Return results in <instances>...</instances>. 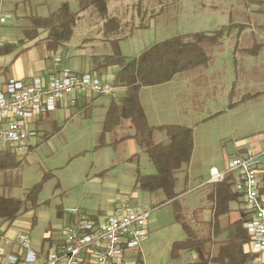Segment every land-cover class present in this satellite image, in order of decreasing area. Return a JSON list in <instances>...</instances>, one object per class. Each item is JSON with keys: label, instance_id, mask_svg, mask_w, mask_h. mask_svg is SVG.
Masks as SVG:
<instances>
[{"label": "rangeland", "instance_id": "374dc122", "mask_svg": "<svg viewBox=\"0 0 264 264\" xmlns=\"http://www.w3.org/2000/svg\"><path fill=\"white\" fill-rule=\"evenodd\" d=\"M212 1L106 0L107 18H114L119 22L120 30L115 34V38L129 36L132 33V40H126L123 44L124 49L135 42H141L140 44L143 45L161 42L176 36L217 30L214 28L220 30L221 22L217 17H215L217 21H208L210 15L215 13L213 12L215 8ZM223 2L222 4L219 1V15L227 10L229 12L228 16L235 24L264 26V17H258L252 12L255 8L263 10L264 4L252 3L250 0H225ZM225 2H229L230 5H224ZM104 23L105 20L99 18L96 12L89 8L88 11L80 15L78 26L76 25L74 35L69 42L72 44L81 41L82 35L90 31L95 33L99 28L104 30ZM139 26L144 27V29H140ZM240 30L242 29L239 26L232 27L228 30V32L231 31L230 35L226 36L225 34L218 43L202 45L211 64L213 62L219 64L220 79L225 80L229 76V69L232 78H235V75L237 78H241V76L244 78V61L248 56L241 49L249 48L254 51L253 44L259 42L256 33L258 28H248L242 34L239 32ZM238 34H241V36L238 37ZM186 41H193V39L188 38ZM140 44L138 46H142ZM235 49L238 50L235 51ZM136 50L133 49L128 53L137 52ZM234 60L237 61V64ZM257 64L261 67L260 70L256 71L257 84L261 81L260 85L263 87L264 49L258 56ZM205 71V67H199L178 74L174 78V85H176V81H187L185 87L175 88V91L181 90L180 98L183 100L185 97L183 95L190 96L188 97V100H190L188 105H191L189 111L194 117L192 118L193 121L198 120L196 118L206 117L213 110L222 107L221 99L218 100V96H216V100H213L210 93H201V91H204L201 84L205 80ZM225 73H227L226 77ZM251 87L254 88L252 90L259 88L258 85H244L242 87L243 92H250ZM172 93L173 91L166 92L163 95V100L170 102L173 96ZM237 100V97L234 96L231 98V103L237 105L239 104ZM248 107L246 106V109ZM85 114H90V117H84ZM91 115V109L77 113L76 110L71 108L55 113L56 122L40 130L37 138L38 145L25 160L24 158L27 155L17 157L7 152H0V161L3 165L2 174L0 175L1 181H4V178L9 174L7 172L10 171L11 163H15L14 166L16 167L22 162L20 169H14L13 171L15 173L19 172L21 175V185L8 191L6 195L22 199L29 189L40 183L44 176H47L38 195V202L42 204L40 211H38L40 222L29 228L30 215L23 214L18 217L14 224L20 228L19 230H27L34 250L40 249L42 246L44 232L49 227L45 223L46 221L50 223L51 228L61 225V220L56 217V212H61L64 208L76 209L91 218L100 220L101 218L96 213L99 210L104 215L111 216L110 211H114L115 205L119 204V199H125L127 202H139L140 199L136 197L138 194L135 195L138 191L134 188L137 172L140 171L141 174L145 175L152 172L151 164H149V167L144 165V161L147 159L146 155L140 156V159L129 160L135 153H139L132 141L120 142L111 147H98L101 126L98 122L99 119ZM247 117V121L250 122V117ZM223 122L227 128L228 133L226 134L234 136L233 129L237 130V128L232 126L230 117H217L213 125L218 127ZM129 125L128 121H122L113 133L105 135V142L114 143L123 136L132 135L134 132ZM155 135H161L163 138L161 142H167L164 132L154 133V142ZM235 138H216L210 147L211 153L216 152V162L195 165L192 166V173L178 174L182 180L181 192H183V197L179 201H167L164 195L161 194L163 203H158L159 201L153 203L147 199L148 194L141 193L142 200L153 203V206L146 204L151 208L148 223V241L143 244L142 253L139 249L127 253L126 262L131 264H176V261L171 259L169 242L173 239L178 241L179 236L184 235L180 224L177 222V217H181L184 223L191 226L186 211L206 202V197L211 189V184L205 182V177L200 178L193 173L196 171L201 173L212 167L219 174L225 173L227 160L224 159V156L227 149L239 140ZM187 168L188 166H185L184 169ZM95 172H99V174L93 176ZM74 180L77 181L74 182ZM45 202L47 204H44ZM138 257H140V263L137 262Z\"/></svg>", "mask_w": 264, "mask_h": 264}, {"label": "crops", "instance_id": "0c3cea01", "mask_svg": "<svg viewBox=\"0 0 264 264\" xmlns=\"http://www.w3.org/2000/svg\"><path fill=\"white\" fill-rule=\"evenodd\" d=\"M2 1L5 10L9 12L12 17L0 31V40L2 42V46L0 48V86L8 82L9 80H25L37 74H42L45 72H53L58 70L59 67L55 66L53 63V58L55 56H58L61 59V64L72 72L75 73L88 72L102 78L104 81L113 84L114 78L120 71V67L117 65H113L108 68H101L99 67L98 64L99 59L101 57L109 56L112 54V48L109 43L110 38L105 36L104 30H101L99 28L95 33H91L90 31L89 33L82 35L83 38L81 41H77L76 43H72V44L68 41L69 43H66L64 46L57 48L55 51L48 50L45 46V38L47 35L46 31L42 29H38L37 36L35 37H32L31 33L29 32L31 28L30 18L33 17L46 18L52 12L58 10L63 4H67L71 12L77 13L78 0H2ZM219 1L222 3L225 0H219ZM219 1L218 0L212 1L215 8L213 12L215 13H212L210 15L208 21L210 22L217 21L215 18L217 17L221 22L220 23L221 28L228 27L233 22L231 18L228 16L229 12H227V10L221 12L219 15L218 13L219 11L218 6L220 5ZM250 2L264 4V0H250ZM228 3L229 2L227 3L225 2L224 5L229 6L230 4ZM210 5L212 7L211 3ZM252 12H254L255 15L258 17H264V9L262 10L255 8L252 10ZM76 25L78 26V22ZM204 25H208V24H204ZM232 25H234V27L243 26L242 30L239 31L241 34L244 33L245 30H248V28H258V30H256V33L258 34L259 42L253 44L254 51L249 48L241 49V51L248 56L244 61L245 62L244 63L245 75H243L244 78L241 75H240L241 78H237L236 75L234 76L235 78H232L231 71L229 69V76L226 75L228 73L227 72L224 74L225 77L227 76L226 79L225 80L220 79L219 78V76H221V74H219L220 66L216 62H213L211 64V62L209 61V57L207 64L205 66H200V67H205L206 70L205 71L206 73L204 75L205 80L201 84V86L204 88V91H201V93L204 94L205 92L210 93L213 100H216V96H218V100L221 99L220 100L222 103L221 108H219L218 110H213V112L206 117L196 118L198 120L193 121L192 118L194 117H192L190 113L191 111H189L191 105H188V102L190 104V100H188L189 99L188 97L190 96L188 95L186 97L185 94L183 95L185 96L184 100L180 98L181 90L179 89L182 86L185 87L187 81L185 80L176 81L177 83L176 85H174L175 77L171 81L165 84L141 88L139 91V95H138L139 103L144 111L146 120L150 126L158 127L163 125H178V126L190 128L192 129L193 132V150L190 161L187 165L188 170L187 169L185 170L184 169L185 167H183V169L177 173L176 175L177 181L174 188V194L176 195V197L170 200V202H177L179 201V199H182L183 197L182 195L183 192H181L182 180L179 178L178 175L179 173L189 174L192 173V166L199 164L204 165L212 161L216 162V158H217L216 152L211 153V148H210L211 143L214 142L216 138L236 137L235 139L237 138L239 139L237 142H235L234 145H232L229 149H227V153L224 156V159L226 160L228 157L244 155L247 150V145H250L254 151H259L262 148H264V86L262 87L260 85L261 81L258 82L257 84L258 79L256 80V71L261 69L260 65L257 64L258 56L259 54H261V51L264 49V26L262 25L252 26L251 24L243 25V24H235V23H233ZM77 26H75L73 30V35ZM214 29L217 30L214 31L212 30L211 32L210 31L200 32V33L211 34L215 31H218V28H214ZM230 33L231 31L227 32L226 36H229ZM251 33L255 34L254 32ZM241 34H238L239 35L238 37H240ZM127 39L132 40V33L119 42L120 53L123 57L127 59L136 57L144 48L153 44L150 43V44L142 45L140 44L141 42L140 43L135 42L129 47H125L123 49V44L126 42ZM139 44L142 46H138ZM133 49H137L136 50L137 52L128 53V51L129 52L133 51ZM237 50L238 49H235V51ZM234 62L235 64H237V61L234 60ZM244 85H255V86L258 85L259 88H257L256 90H252L254 88L251 87V91L249 90L250 92L245 93L243 92L242 89ZM175 88H179L178 91H175ZM171 91H173L172 93L173 96L171 97L172 99L170 102H166L165 100H163L164 99L163 95L166 92H171ZM122 92H123L122 88L113 87L112 92L107 95L76 96L73 97L72 102L63 103L55 111L49 113H43L40 116H38L29 125V128L35 132L36 136L35 138L31 139V144L29 146V149L27 153L24 154V156L27 155L25 156L24 160L37 147L38 145L37 138L40 130H42V128L45 126H48L49 124L56 122L55 113L71 108L76 110L77 113L91 109L92 111L91 116L92 117L95 116L97 117V119H99L98 122L102 130V123L104 121L110 103L113 101H118L122 96ZM234 96H236L238 99L237 101L239 104L237 105H235V103H231V98H233ZM246 106H249L248 109H246ZM247 116L250 117V122L247 121L248 118ZM84 117L89 118L90 114H85ZM217 117L231 118L232 126L237 128V130L233 129L234 131L233 133H235L234 136H229L230 134H226L228 132H227V128L224 125V122L218 127L213 125L214 124L213 122ZM120 124L117 127H115L111 133H113L115 129L120 126ZM226 125L228 126V123H226ZM129 127L130 129H132L131 124L129 125ZM158 132L159 131H156L154 133L157 134ZM127 136H131V135H127ZM127 136H123L121 139L116 140L114 143H107L105 142L106 139H104L105 145L103 147L115 146L114 145L115 143L119 142L120 140L124 139ZM154 139H155V143H163L161 142L163 141L161 135H155ZM126 141L134 142L133 140H125L123 142ZM138 152L139 153H135L133 156L138 154V158L140 159L141 158L140 156L146 155L145 153L140 152L139 149ZM7 153L10 155L13 154L10 152ZM13 155L17 157L23 156L16 154ZM146 157L147 159L146 161H144V165H146V167H149L150 166L149 164L151 163L147 155ZM14 164L12 163L11 165L8 164L10 165V169H9L10 171L7 172L9 174L4 178V180H6L7 183H10V186L7 184L4 185L3 184L4 181L0 180V195L9 198H15V197L6 195V193L10 190L18 188L21 185V175L19 174V172L15 173L13 171L14 169L19 170L22 162L16 167L14 166ZM212 170L216 171V169L213 167L209 169H205L204 172L201 173L199 171L196 172L193 171L194 175H197L200 178L205 177L206 178L205 182L211 184V189L206 197L207 199L206 202L198 206H195L194 208H190L186 212L191 223V226L190 225L188 226L191 227L195 236L198 239H207L210 237L212 243H208L206 246L207 248L210 249L212 253H215L217 249V244L215 243L224 241L226 237V233H219L217 236H213V231H215L217 226L221 230L226 225L228 224L230 225L239 221L241 219V213H243L244 215H248V214L246 213L243 207L241 198L238 197L237 201L229 202L228 211L227 213H225L224 215L218 218L217 221L218 224L216 223L215 225L213 223L214 204L213 201L209 198V196L213 191V186H214V184L210 182L211 181L210 174ZM154 172L155 171L152 166V172L146 175L154 174ZM1 174L2 172H0V175ZM98 174L99 172H95L93 176ZM76 181L77 180H74V182ZM134 188L138 192H140V193L138 192L135 193V195L138 194L136 197L139 198L140 200L139 202H130L132 204L135 205L149 204L153 206V203L158 201H159L158 203H160L163 201L161 192L148 194L139 191L136 187ZM232 189L234 191V188ZM141 193L148 194L149 197L147 199L151 200L153 203L151 202L149 203L142 200ZM113 204H115V202H113ZM41 205L42 204L39 203V206L34 211H29L25 213L30 215V219L33 216L35 217L36 219L35 225L40 222L38 211H40ZM68 209L70 208H64L63 211L56 212V217L61 220V225L57 227L51 228L50 223L45 220L46 221L45 223H47L49 227L44 232V236L42 238L43 243L41 248L35 250L40 255L43 254L46 255L47 251L51 249L54 244H57L58 234L60 230L65 226L67 221L70 222L71 220V217L68 218L66 214V211ZM96 213L101 219H104L108 216V215H104L102 211L99 210L96 211ZM110 213L112 214L113 210H111ZM15 222L16 221H14L10 225V228L8 230V235L10 237L15 236L20 229L19 227H16L14 225ZM30 227H31V220H30L29 228ZM243 228H244V224H243ZM185 238H186L185 234L183 236H179L178 241H182ZM147 241H148V236L145 239V241H143L140 245L139 251L141 253H142V246H144L143 244H145ZM174 242L177 241L175 239L171 240L169 242V247H171ZM242 250L243 253L250 254L248 252L247 243L243 245ZM196 258L197 257L195 252L183 251L180 252L178 258L172 261H176V264H188L196 261ZM250 264H252V262Z\"/></svg>", "mask_w": 264, "mask_h": 264}, {"label": "trees", "instance_id": "16d2710c", "mask_svg": "<svg viewBox=\"0 0 264 264\" xmlns=\"http://www.w3.org/2000/svg\"><path fill=\"white\" fill-rule=\"evenodd\" d=\"M92 8L99 18L105 20L104 34L109 37L112 54L99 59V67L108 68L113 65L120 67V71L114 78L113 87L123 89L122 96L118 101L110 103L100 133V144L105 145V135L111 133L122 120H128L134 131L133 135L127 136L114 145L125 140H133L140 152L148 156L154 168V174L144 175L139 171L135 178V187L148 194L161 192L167 201L176 197L174 188L176 175L183 167L187 166L193 150L192 129L178 125L150 126L146 120L144 111L139 103V91L141 88L165 84L176 75L205 66L208 56L205 54L203 44H215L230 28L223 27L211 34L196 33L191 35L176 36L161 42L153 43L144 48L136 57L127 59L119 50V42L127 36L115 38L120 30L119 22L107 18L106 0H78V12L70 11L67 4H63L58 10L52 12L46 18H30L32 37L37 36V30L47 32L45 46L48 50L55 51L64 46L72 37L73 30L79 20V15ZM140 29L144 27L139 26ZM242 29L243 26H240ZM112 37V38H111ZM192 38L193 41H186ZM49 113V112H47ZM164 132L166 143H155L154 132ZM6 152V151H0ZM138 158V154L130 160ZM3 168L0 164V172ZM42 181L34 185L24 194L22 199H15L0 195V221L10 226L19 216L34 211L38 206V195L42 189ZM4 185H9L4 180ZM233 179L231 175L224 177L223 181L215 183L209 198L213 201V223L218 224V218L228 211L229 202L237 201L239 195L233 191ZM44 204H47L45 202ZM249 220L248 215L241 213V219L233 224L226 225L223 229L217 228L213 236L226 233L224 241L215 243L217 249L212 253L207 248L212 243L211 238L198 239L190 226L181 217H177L186 238L174 242L171 246V259L178 258L180 252H195L196 261L188 264H250L254 255L243 253V245L248 243L249 236L243 228V224ZM36 222L31 218V226ZM214 230V229H213ZM140 263V257L137 258Z\"/></svg>", "mask_w": 264, "mask_h": 264}, {"label": "built area", "instance_id": "2783aa9c", "mask_svg": "<svg viewBox=\"0 0 264 264\" xmlns=\"http://www.w3.org/2000/svg\"><path fill=\"white\" fill-rule=\"evenodd\" d=\"M0 0V31L11 18ZM2 42L0 40V48ZM58 70L34 75L25 80H9L0 86V151L16 155L27 153L36 134L29 125L41 114L55 111L73 97L107 95L111 83L85 72L75 73L53 58ZM264 148L254 151L250 145L244 155L227 158L225 173L211 171V183L232 175L234 191L242 200L249 216L244 223L252 264H264ZM111 216L94 219L76 209H68L71 217L54 244L40 255L31 246L27 230L10 237L0 221V264H131L127 253L139 249L148 236L151 208L119 199Z\"/></svg>", "mask_w": 264, "mask_h": 264}]
</instances>
